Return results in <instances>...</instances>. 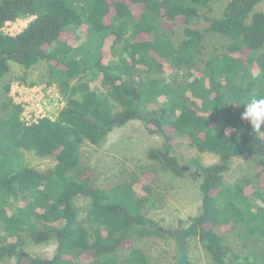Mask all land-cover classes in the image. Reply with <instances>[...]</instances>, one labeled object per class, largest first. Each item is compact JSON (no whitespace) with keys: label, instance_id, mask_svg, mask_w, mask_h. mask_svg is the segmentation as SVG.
Segmentation results:
<instances>
[{"label":"trees","instance_id":"16d2710c","mask_svg":"<svg viewBox=\"0 0 264 264\" xmlns=\"http://www.w3.org/2000/svg\"><path fill=\"white\" fill-rule=\"evenodd\" d=\"M215 1L0 0V80L16 62L19 80L32 84L28 71L44 63L41 81L63 99L55 117L25 123L9 95L11 79L0 88V262L118 264L115 254L129 249L123 264H147L133 239L169 236L173 264H196L192 238L216 264H258L220 229L264 240V135L241 119L244 102L264 97V0H226L219 16ZM19 18H30L19 32L1 31ZM201 20L205 26L196 27ZM206 33L222 42L208 50ZM134 119L162 136L148 156L175 175L189 172L174 153L176 140L218 156L208 165L187 160L201 178V204L182 228L166 230L148 215L154 186L143 175L152 169L101 188L81 162L84 143L97 145ZM26 151L54 164L30 166ZM241 155L260 168L226 186L223 175ZM78 198L88 200L84 212ZM26 238L55 240L53 256L26 252Z\"/></svg>","mask_w":264,"mask_h":264},{"label":"rangeland","instance_id":"374dc122","mask_svg":"<svg viewBox=\"0 0 264 264\" xmlns=\"http://www.w3.org/2000/svg\"><path fill=\"white\" fill-rule=\"evenodd\" d=\"M226 0H217L212 5V14L219 16L223 11ZM257 10L263 9V5L256 6ZM30 18L19 19L12 25V31L16 33L21 27H25ZM201 20L196 27H204ZM222 42L220 36L214 33H206L205 45L208 50ZM44 63H38L28 71V80L34 83L28 84L19 80L23 67L16 62H10V72L3 80H0V88L6 78L11 79L12 86L36 87L33 96L37 101L45 100L49 104L50 114H54L60 107L59 98L56 97L54 88L41 81L44 73ZM40 87V88H39ZM15 91V90H14ZM16 95V94H15ZM30 94L27 95V97ZM163 138L158 133H150L145 124L140 120H130L126 124L113 128L107 136L97 145L84 143L80 150L81 162L88 165L95 183L101 188H107L116 182L127 179L132 173L140 174L142 171L152 169L143 179L153 180L152 205L148 215L166 230H176L187 225L188 218L196 215L200 209L201 193L199 191L200 176L193 177L189 172L194 168L187 166L183 175H175L162 167L159 161L149 158L150 149L160 148ZM175 155L179 157L181 165L186 164L190 158L197 159L202 165H208L218 160V156L211 152H198L189 147L183 139L174 143ZM28 165L44 169L54 164L52 158L36 155L33 151L24 153ZM260 168L259 161L252 156L241 155L232 159L230 169L224 173L223 181L226 186H232L243 176H251ZM88 200L78 198L76 205L83 209ZM84 212V211H83ZM82 212V213H83ZM220 233L236 251L253 258L256 263L264 264V240L255 235L240 238L237 230L228 231V227H222ZM56 247L55 240L41 244H34L26 238L24 250L31 255H39L43 258H51ZM132 247L140 249L146 257L147 264H173L174 240L169 237L146 236L133 239ZM129 249L120 250L115 254L118 264H123ZM189 256L196 264H216L205 251L197 238L189 242ZM14 258H7L0 264H13Z\"/></svg>","mask_w":264,"mask_h":264},{"label":"built area","instance_id":"2783aa9c","mask_svg":"<svg viewBox=\"0 0 264 264\" xmlns=\"http://www.w3.org/2000/svg\"><path fill=\"white\" fill-rule=\"evenodd\" d=\"M22 19V18H19ZM19 19H16L15 21H8L6 22L2 27L1 31L13 35L19 32L23 27H21L19 30L14 33L12 31L13 27L12 25L18 22ZM29 21V20H28ZM50 86V85H49ZM51 88H54V91L56 92V97L59 98L60 101V107L63 105V99L58 93L56 87L54 85L50 86ZM13 90L12 95L10 97L12 98L13 102L16 104H19L22 108L20 113V119L24 121L25 123H31L37 121L39 118L42 117H48L53 118L58 113L59 109L55 111L54 114H50L49 110V104L45 101H37L35 97L33 96V93L36 92V87H27V86H19L15 85L12 86ZM40 88V87H39ZM10 93V92H9ZM16 94V95H15ZM30 94L28 97L27 95Z\"/></svg>","mask_w":264,"mask_h":264},{"label":"clouds","instance_id":"9594fccd","mask_svg":"<svg viewBox=\"0 0 264 264\" xmlns=\"http://www.w3.org/2000/svg\"><path fill=\"white\" fill-rule=\"evenodd\" d=\"M244 111L241 113V119L247 121L253 131L260 132L264 135V97L251 98L243 103Z\"/></svg>","mask_w":264,"mask_h":264},{"label":"water","instance_id":"95a60500","mask_svg":"<svg viewBox=\"0 0 264 264\" xmlns=\"http://www.w3.org/2000/svg\"><path fill=\"white\" fill-rule=\"evenodd\" d=\"M186 168H188L187 166H183V169H186Z\"/></svg>","mask_w":264,"mask_h":264}]
</instances>
